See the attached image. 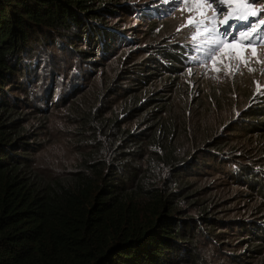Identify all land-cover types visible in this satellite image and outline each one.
<instances>
[{
    "label": "trees",
    "instance_id": "1",
    "mask_svg": "<svg viewBox=\"0 0 264 264\" xmlns=\"http://www.w3.org/2000/svg\"><path fill=\"white\" fill-rule=\"evenodd\" d=\"M115 6L122 5L116 0H0V264H205L199 241L219 244L222 226L239 227L249 252L261 256L264 220L219 218L211 215L207 200L197 196L194 183L203 166L222 163L220 151L231 144L219 152L208 150L205 163L188 161L177 140L179 123L167 110L175 85L164 95L146 93L140 99L154 78H174L183 71L186 47H160L154 61L144 59L154 67L143 64L133 70L131 88L125 91L140 105L129 110L136 113L137 132L115 131L106 149H89L77 168L61 176L45 175L34 165L42 145L34 141L35 130L46 122L41 114L48 113L45 107L27 109L26 86L36 74L35 50L65 48L98 71L102 65L96 58L104 61L121 45L104 18L115 13L110 8ZM91 51L98 56L89 59ZM81 86L73 82L58 103L77 95ZM14 91L18 97L12 96ZM239 116L231 132L264 137L262 97L254 96ZM33 120L41 124L28 132L25 127ZM111 122L106 118L104 126L117 121ZM255 144L254 152H260L264 139ZM229 153L242 151L234 147ZM244 157L250 158H234V164L223 158L226 179L245 187L258 202L257 215L264 218V165L253 164L254 156ZM231 164L233 169H228ZM193 206L196 212L191 215L188 208ZM229 263L243 260L232 255Z\"/></svg>",
    "mask_w": 264,
    "mask_h": 264
},
{
    "label": "rangeland",
    "instance_id": "2",
    "mask_svg": "<svg viewBox=\"0 0 264 264\" xmlns=\"http://www.w3.org/2000/svg\"><path fill=\"white\" fill-rule=\"evenodd\" d=\"M104 1L112 3L114 0ZM116 1L122 6L110 7L115 13L104 18L109 24L108 30L121 45L104 61L96 58L99 66L102 65L98 71L93 72L92 66L75 60L73 53L65 48L61 52L46 47L35 50L36 74L26 86L27 109L45 107L48 113L41 114L46 116V122L35 130L38 135L34 141L39 139L42 145L35 155L34 165L45 175L61 176L77 168L89 149L97 146L106 149L115 131L137 132L140 127L134 121L136 113L129 110L140 105L137 100L129 99L132 92L125 91L131 88L129 78L134 76L133 70L143 64L150 65L144 59L154 61V53L160 47L183 46L188 57L183 71L174 78H154V83L142 90L140 99L143 101L146 93L164 95L175 85L170 95L171 108L167 110L170 118H176L179 123L177 140L183 145V158L205 163L202 160L208 150L219 152L225 143L232 146L220 151L222 163L203 166L201 177L194 183L197 196L207 200L211 215L232 222H261L264 218L257 215L260 209L257 200L245 187L227 180L222 165L226 164L223 158H230L232 164L234 158L248 161L250 157L244 155L254 156L253 164L264 165V148L254 152V147H258L255 143L264 137L248 138L230 131L237 124L233 122L240 120L239 112L254 96L264 100V43H247L244 34L237 35L235 41L222 40L219 32L224 28L220 23L224 16L234 17L232 22L237 24L264 22V2L224 0L221 14L213 0H168L166 4L159 0ZM156 4L159 6H153ZM150 23L155 25L152 27ZM234 44L239 47H233ZM91 52L89 59L98 56ZM73 82L82 85L80 91L64 103H58L64 93L72 89ZM12 96L18 97V91ZM106 118L117 122L105 127ZM40 124L33 120L25 130L32 132V126L38 128ZM234 147L242 153H229ZM228 169H233V165ZM158 171L163 178L165 171L161 166ZM188 210L191 215L195 214L196 206ZM220 228L224 234L218 236L219 244L199 241L198 250L205 264H231L232 255L241 258L242 264H264V249L259 257L251 254L239 227Z\"/></svg>",
    "mask_w": 264,
    "mask_h": 264
},
{
    "label": "snow or ice",
    "instance_id": "3",
    "mask_svg": "<svg viewBox=\"0 0 264 264\" xmlns=\"http://www.w3.org/2000/svg\"><path fill=\"white\" fill-rule=\"evenodd\" d=\"M168 0H159V3L166 4ZM214 3H216L217 8L221 11V14H223L224 11V0H213ZM255 2V0H253ZM155 7H158L159 4L153 5ZM235 18L230 16H224V19L220 21L222 25H224V28L219 32V36L222 40L231 39L232 41H235L237 39L238 35V25L235 22H232ZM242 27V26H241ZM251 28V25L248 26L247 29H245V32L249 31ZM264 41V29H261L260 32L257 33L255 38H250V43H257ZM233 47H239V45H233Z\"/></svg>",
    "mask_w": 264,
    "mask_h": 264
},
{
    "label": "clouds",
    "instance_id": "4",
    "mask_svg": "<svg viewBox=\"0 0 264 264\" xmlns=\"http://www.w3.org/2000/svg\"><path fill=\"white\" fill-rule=\"evenodd\" d=\"M263 27H264V22H263Z\"/></svg>",
    "mask_w": 264,
    "mask_h": 264
}]
</instances>
